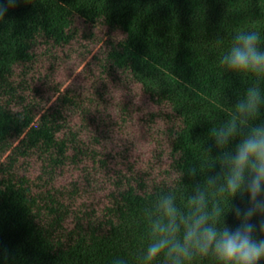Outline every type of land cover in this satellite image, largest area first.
I'll list each match as a JSON object with an SVG mask.
<instances>
[{"label": "trees", "instance_id": "trees-1", "mask_svg": "<svg viewBox=\"0 0 264 264\" xmlns=\"http://www.w3.org/2000/svg\"><path fill=\"white\" fill-rule=\"evenodd\" d=\"M78 20L121 32V44L109 42L107 66L138 83L178 120L170 133L175 176L151 185L141 178L128 180L107 222L65 236L60 231L64 217L52 205L45 209L55 218L49 222L42 216V205L17 164L38 155L51 169L66 165L70 153L74 163L94 155L81 138L87 126H69L77 114L87 116L83 123L92 121L94 100L66 93L38 116L37 105L18 94L15 78L32 63L42 42L70 44ZM244 30L259 32L264 50V0H18L9 8L0 21V264H113L117 258L138 264L149 243L144 209L169 191L183 208L192 188L219 171L209 172L206 150L217 155L209 131L231 117L248 83L227 72L220 60L234 35ZM257 123H264V108ZM192 166L201 175L188 176ZM223 200L227 211L230 198ZM232 204L245 207L246 201L237 195ZM238 223L234 213L225 216L231 228ZM256 237L264 233L257 231ZM194 264L215 262L209 258Z\"/></svg>", "mask_w": 264, "mask_h": 264}, {"label": "rangeland", "instance_id": "rangeland-1", "mask_svg": "<svg viewBox=\"0 0 264 264\" xmlns=\"http://www.w3.org/2000/svg\"><path fill=\"white\" fill-rule=\"evenodd\" d=\"M72 36L70 44L42 42L32 63L15 78L18 94L37 105L38 116L66 93L94 100L92 121L83 123L87 116L77 114L69 124L72 129L87 126L81 138L94 155L74 163L70 153L66 165L51 169L38 155L17 164L42 205V216L49 222L55 218L45 209L52 205L64 217L60 231L65 236L107 222L128 180L141 178L147 185L172 180L170 133L178 125L167 107L158 106L138 83L107 66L109 42L121 44V32L78 20Z\"/></svg>", "mask_w": 264, "mask_h": 264}, {"label": "clouds", "instance_id": "clouds-1", "mask_svg": "<svg viewBox=\"0 0 264 264\" xmlns=\"http://www.w3.org/2000/svg\"><path fill=\"white\" fill-rule=\"evenodd\" d=\"M18 0L0 4V21ZM261 35L255 30L238 31L231 48L220 63L227 72L246 80L243 95L232 106L229 119L209 131L217 151L211 155L209 172L218 167L215 175H206L197 183L182 208L173 191L160 194L144 209L148 239L138 264H194L212 259L215 264H261L264 262V123H257L264 108V50ZM235 146L232 147L233 142ZM187 175H201L197 167L187 169ZM182 176L185 173H181ZM239 195L245 207L233 206ZM230 198L227 211L223 198ZM234 213L239 221L233 229L225 224V216ZM255 217H260L254 223ZM113 264H127L117 258Z\"/></svg>", "mask_w": 264, "mask_h": 264}]
</instances>
